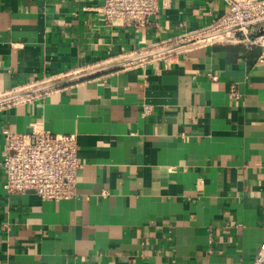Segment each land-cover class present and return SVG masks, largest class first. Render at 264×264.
Listing matches in <instances>:
<instances>
[{
  "label": "crops",
  "instance_id": "0c3cea01",
  "mask_svg": "<svg viewBox=\"0 0 264 264\" xmlns=\"http://www.w3.org/2000/svg\"><path fill=\"white\" fill-rule=\"evenodd\" d=\"M100 4L0 0V264H252L264 48L199 36L221 1L171 0L139 31L108 25ZM36 122L76 135L70 199L2 187L3 130Z\"/></svg>",
  "mask_w": 264,
  "mask_h": 264
},
{
  "label": "built area",
  "instance_id": "2783aa9c",
  "mask_svg": "<svg viewBox=\"0 0 264 264\" xmlns=\"http://www.w3.org/2000/svg\"><path fill=\"white\" fill-rule=\"evenodd\" d=\"M170 1L101 0L96 10L108 25L131 26L139 31L160 9L168 7ZM210 1L223 2L226 11L202 29L199 36L214 34L209 37L217 41L264 48V33L256 30L253 23L264 17V0ZM223 30L227 31L215 34ZM230 93L238 95L233 88ZM151 108L143 103L141 115L151 113ZM1 165L5 175L2 187L7 194L33 191L43 200H66L76 194L77 175L83 164L75 134L51 133L36 122L23 133L3 130ZM252 264H264V242L259 245Z\"/></svg>",
  "mask_w": 264,
  "mask_h": 264
},
{
  "label": "water",
  "instance_id": "95a60500",
  "mask_svg": "<svg viewBox=\"0 0 264 264\" xmlns=\"http://www.w3.org/2000/svg\"><path fill=\"white\" fill-rule=\"evenodd\" d=\"M261 21H264V17L261 18V19H259V20L254 21L253 23H258V22H261ZM225 31H227V30L220 31V32H217V33H215V34H221V33H224ZM259 32H260V33H264V29H260ZM212 35H214V34H211V35H209V36H212ZM209 36H205V37H209ZM175 46H177V45H174V46H172V47H175ZM169 48H171V47H169ZM166 49H168V48L160 49V50H157V51H152V52H150V53H146L145 55H139V56H137V57H132V58H130V59H126L125 61H122V62H120V63H117V64H115V65H113V66L104 67V68L101 69V70H106V69H109V68H113V67H116V66H119V65H123V64L129 63V62H133V61H136V60L141 59V58H143V57H147V56H150V55H154L155 53H159V52L164 51V50H166ZM89 75H91V74L86 73L85 75H81V76H79V77H75L74 79H78V78H80V77L89 76ZM53 86H54V85H49V86H46V87H44V88H42V89H40V90H43V89H46V88H50V87H53Z\"/></svg>",
  "mask_w": 264,
  "mask_h": 264
}]
</instances>
